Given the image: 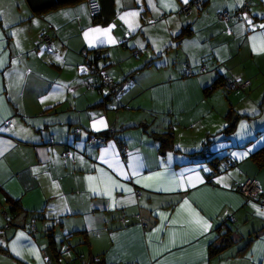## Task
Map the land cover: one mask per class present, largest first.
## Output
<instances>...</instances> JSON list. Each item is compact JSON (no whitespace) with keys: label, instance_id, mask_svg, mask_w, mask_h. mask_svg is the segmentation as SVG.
<instances>
[{"label":"crops","instance_id":"0c3cea01","mask_svg":"<svg viewBox=\"0 0 264 264\" xmlns=\"http://www.w3.org/2000/svg\"><path fill=\"white\" fill-rule=\"evenodd\" d=\"M199 1L99 0L92 17L86 0H0V264H264V206L237 190L255 177L264 199V0ZM93 59L126 81L116 98ZM109 128L124 157L88 143Z\"/></svg>","mask_w":264,"mask_h":264},{"label":"built area","instance_id":"2783aa9c","mask_svg":"<svg viewBox=\"0 0 264 264\" xmlns=\"http://www.w3.org/2000/svg\"><path fill=\"white\" fill-rule=\"evenodd\" d=\"M87 10L90 16H96L100 13V3L98 0H86ZM202 4L199 0H191L188 4H182L181 10L185 14L191 13L194 9L199 10L201 8ZM235 16H241V17H247L249 15L248 13V3L245 2L244 5L239 8L238 10H235L234 12ZM217 17L224 21L228 22L231 18V14L228 11H220L217 13ZM39 41H43L47 47H49L50 37L47 35H42L38 38ZM82 54L86 57L88 54L87 48L82 49ZM205 70L204 66H201L199 68V72H203ZM95 72L100 75V79L102 84L105 88H107L108 93L116 96L120 90L123 88V86L126 84V81L122 82H116L113 78L108 76L107 74L99 71V69H95ZM186 75L190 76L191 71L188 65H186ZM249 80H239V79H230L227 80L225 87L226 89H243L246 86H248ZM103 142L102 137H90L89 143L91 144H99ZM120 151L122 152V155H125L124 149L122 147H119ZM212 155L208 147H204L201 151L195 153L192 155V158L203 160V159H211ZM218 171H215V173ZM207 180H210L209 178ZM238 192L244 196L248 200H254L258 199V202L264 206V199H260V194L262 192L261 186L258 182V180L255 177H249L246 178L239 186L237 187ZM34 227H32V230ZM68 247H65V250H68ZM45 255V254H44ZM45 264H51V261L49 259H46Z\"/></svg>","mask_w":264,"mask_h":264},{"label":"trees","instance_id":"16d2710c","mask_svg":"<svg viewBox=\"0 0 264 264\" xmlns=\"http://www.w3.org/2000/svg\"><path fill=\"white\" fill-rule=\"evenodd\" d=\"M99 1V0H98ZM100 3V2H99ZM202 7V6H201ZM86 8H87V5H86ZM181 9V8H180ZM201 9V8H200ZM200 9L199 10H197V11H200ZM195 10V9H194ZM238 10V9H237ZM88 11V10H87ZM182 11V10H181ZM220 12V11H219ZM234 12L235 11H233V12H230V14H231V18L233 17V16H235L234 15ZM184 13V12H183ZM218 13V12H217ZM217 13H216V18L217 19H219L218 17H217ZM185 14V13H184ZM190 14V13H189ZM97 16V15H96ZM248 16H250V14L248 15ZM92 17H94V16H92ZM230 18V19H231ZM238 18H242L241 16L239 17L238 16ZM243 18H245V17H243ZM220 20V19H219ZM222 21V20H221ZM97 52V51H96ZM96 52H95V54H94V56L95 57H97L98 56V54H96ZM95 60L96 59H93V61H94V66H93V68L94 69H98V68H96L95 67ZM89 62H92V61H90L89 60ZM201 66H204L205 67V65L204 64H202V65H200L199 66V68L201 67ZM205 71V70H204ZM95 74H98V72L96 73L95 72ZM99 75V74H98ZM232 80V78H228V79H226V80H223V81H221L220 80V82L219 83H222L223 84V86H224V88H225V90L226 91H229V90H239V89H226V87H225V84H226V82H227V80ZM101 80V79H100ZM115 81V80H114ZM117 82V81H116ZM119 82H122V81H119ZM219 83H217L216 82V84H214V86L215 85H218ZM101 86H102V88H105L104 87V85L102 84V82H101ZM247 87V86H246ZM245 87V88H246ZM245 88H243V89H245ZM106 89V92H107V94H108V97L109 98H111V99H114V98H116L117 96H118V94L120 93H118L116 96H113V95H111V94H109L108 93V90H107V88H105ZM122 90V89H121ZM120 90V91H121ZM240 90H242V89H240ZM78 131V130H77ZM227 131V130H226ZM90 137H102L103 138V142L102 143H99V144H92V145H100V144H103V143H105L107 140H109V139H112L117 145H118V147H122V149H124V151H125V148H124V144H123V141L121 140V138L116 134V131L113 129V128H109V129H107L104 133H102V134H93V135H90L89 137H88V139H87V141H88V143H89V139H90ZM155 137V136H154ZM156 138V137H155ZM159 140L158 141H160V146L163 148V147H165L166 148V146L168 145V142H169V136H168V134L166 135H162V136H158L157 137ZM89 144H91V143H89ZM119 151H120V149H119ZM201 151V150H200ZM199 152V151H198ZM195 153H197V152H195ZM195 153H193V154H195ZM120 154L122 155V152L120 151ZM193 154H191V157H192V155ZM122 157H124L123 155H122ZM192 159H195V158H192ZM198 160V159H197ZM254 160H255V162H256V164L257 165H263L264 164V148L262 149V150H260V151H258L255 155H254ZM215 171H218V169L217 168H215V170L213 171L214 173H215ZM8 201L11 203V207L13 208V209H16V207H17V203L15 202V201H13V200H11V199H8ZM32 227H34V226H32ZM32 227H31V231L32 232H34L35 231V228L32 230ZM217 240L219 241V243L218 244H215V242L214 243H212L211 245H210V247H209V250H210V252L211 253H216V252H219L220 250H222L224 247H226V245L231 241V239H230V236H228V232L227 231H224L223 233H220L219 234V236H218V238H217ZM53 242H51L50 244H52ZM66 247H68V246H66ZM69 248V247H68ZM47 257H49V256H47ZM49 260L51 261V264H53V262H52V260H51V258L49 257ZM92 261H96V259L95 258H92ZM97 261H99V260H97ZM100 262V261H99Z\"/></svg>","mask_w":264,"mask_h":264},{"label":"snow or ice","instance_id":"6c2138e0","mask_svg":"<svg viewBox=\"0 0 264 264\" xmlns=\"http://www.w3.org/2000/svg\"><path fill=\"white\" fill-rule=\"evenodd\" d=\"M182 2L185 3V4H188V3L190 2V0H182ZM133 15H135V13H133ZM261 27H264V25H262ZM90 31H93V32H101V31H103L104 33H107L109 30H108V29H103V30H101V29H99V28H96V29H92V30H90ZM85 36L87 37V36H88V33H85ZM109 42H111V43H116L115 40H110ZM2 63H3V61H0V66H2ZM99 124H100L101 126H103V125H104V121H103V120L99 121ZM93 127H96V125L94 124ZM260 214H261V215H264V212H261ZM207 228H208V225L205 224L203 230H204V231H207Z\"/></svg>","mask_w":264,"mask_h":264},{"label":"rangeland","instance_id":"374dc122","mask_svg":"<svg viewBox=\"0 0 264 264\" xmlns=\"http://www.w3.org/2000/svg\"><path fill=\"white\" fill-rule=\"evenodd\" d=\"M4 207H5V206H4ZM1 209H2V207H1ZM3 209H5V210H0L1 213H3V212L6 213V212H8V211L6 210V207L3 208Z\"/></svg>","mask_w":264,"mask_h":264}]
</instances>
